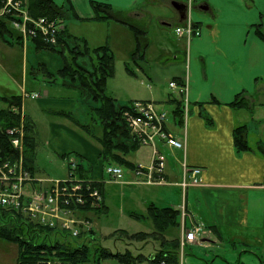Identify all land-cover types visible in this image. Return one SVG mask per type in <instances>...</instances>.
<instances>
[{
	"label": "crops",
	"instance_id": "crops-1",
	"mask_svg": "<svg viewBox=\"0 0 264 264\" xmlns=\"http://www.w3.org/2000/svg\"><path fill=\"white\" fill-rule=\"evenodd\" d=\"M162 1L159 7L166 11V15L163 14V19H156L158 26L174 33L178 39V46L174 50L173 48L167 50L165 54L160 51L159 63L182 65L180 75L170 80L184 83L185 77L189 79L186 93L179 95L177 90L164 83V89L155 85L158 87L157 92L149 99L156 102L159 108L168 111L166 123L168 132L184 142V146L179 148L165 140L157 141L158 148L167 156L165 170L167 183L128 182L136 180L135 165L151 163L154 149L152 145H142L125 154L127 163L123 165L130 170H126L123 181L112 180L105 170L107 163L101 154L102 147L95 135L90 134L94 128L67 111L77 103L84 102L90 106L92 98L84 95L79 86L63 84L62 81L60 84L62 88L74 91L76 97L68 93L66 94L69 97L54 96L47 87L55 84H49L46 78H43V85L46 88L42 92L28 90L27 78L33 76L29 71L27 53L22 63L21 95L22 116H26L33 124L31 142L35 144L37 141L35 137L37 121L28 114L27 100L33 99L40 109L57 106L61 109L57 112L58 115L66 121L51 122L46 145L49 151L53 150L61 157L66 169L68 158L75 157L80 161L85 178L96 180L102 191V208L107 209L104 204V180L116 184L135 185L133 189H139L143 194H138L139 202L130 206L129 210H133L134 214L131 218L152 220L147 217L148 208L152 204L180 211L175 225H171L165 232L168 241L178 239L181 242L179 250L189 248L190 251L195 250L194 252L196 250L214 252L224 249L226 254L232 247L234 251L240 249V253L251 251L245 247L261 245L264 241V155L258 150L259 146L264 147V0H176L189 3L191 7L187 8L186 17L189 16L190 20L201 28V35L192 38L176 35L174 28L183 23L180 13L172 4L174 0ZM54 2L62 10L63 8L67 10L70 24L94 21L93 2L109 4L115 13L128 15L133 23L144 27L146 31L149 30L147 19L160 17L161 14V8L147 7L143 0H54ZM144 7L146 8L143 11ZM136 15L142 16L143 19L137 20ZM67 19L66 30L73 35ZM133 34L131 29L130 38L131 35L134 37ZM147 37L149 38L148 32ZM0 42L3 41L0 39ZM30 45L35 47L32 40L23 42L22 47L27 49ZM142 65L145 69L140 67L141 70L146 72L148 67L143 63ZM152 91L154 92V89ZM26 92H34L38 96L26 97ZM238 95H242L247 104L242 107L232 106ZM0 96L4 95L0 93ZM113 98L120 104L136 100L133 99L135 97L127 96ZM177 107H181L180 114L175 111ZM239 124L246 125L253 150L239 152L236 149L234 129ZM70 125L79 127L80 132ZM65 128L75 137L70 136V139L66 140L59 132V129L66 130ZM53 137H56L54 141ZM25 150L24 144L23 155L28 169L36 177L43 176L35 168L33 157ZM144 154L150 156L148 164L142 163ZM185 164L201 166L203 169L202 184L190 186L192 188L189 187L187 191L180 185L185 173ZM195 188L201 201L207 205L203 206L206 212L204 215L198 212L199 209L194 203L193 205L191 203V190ZM92 213L97 214L96 210H91L79 217L91 220L96 234H101L97 231L100 224L99 216L94 214L92 216ZM201 216H207V220ZM151 222V231L144 232L156 230L155 223L153 220ZM195 222H203L206 228L195 242L190 243L184 238L185 230L192 227ZM212 255L207 254L205 258ZM214 256L218 261L216 256L219 255ZM193 258L188 260V264H192ZM216 259H211L214 264ZM203 260L204 258H201V262ZM206 261L208 260L205 259L202 263ZM179 264H186V259L180 258Z\"/></svg>",
	"mask_w": 264,
	"mask_h": 264
},
{
	"label": "rangeland",
	"instance_id": "rangeland-1",
	"mask_svg": "<svg viewBox=\"0 0 264 264\" xmlns=\"http://www.w3.org/2000/svg\"><path fill=\"white\" fill-rule=\"evenodd\" d=\"M145 1V5L147 7H159L162 0H143ZM143 3V2H142ZM112 7V6H111ZM146 7L142 8L144 11ZM95 12V11H94ZM166 15V11L161 8L160 17L148 18L147 24L149 27L148 35L150 38L149 45L144 52V57L142 61L137 62L135 57V52L137 51V41L135 33L134 37L130 38L131 28L127 24L118 23L112 19L94 20V21H85L82 23H71L70 20L67 19L69 25L70 32L73 33V37L82 38L86 40L89 47L98 48L101 46H107L114 55L113 58V73L107 79L106 84V93L107 95H111L113 97L118 96H127V97H135L133 99L136 100H144L151 98V96L155 95L157 92V88L160 87L164 89L165 85L169 84V80L174 76H178L181 73L182 65H177L173 63H169L167 65H161L159 63L158 55L161 52L164 54L167 53V50H173L178 46V39L175 37V34L170 32L169 30L162 29L158 26L157 20L163 19L164 15ZM123 17L129 19L128 15H124ZM130 16V15H129ZM137 16V15H136ZM137 16V20L143 19L141 16ZM188 18L182 20L183 23H188ZM132 18V17H131ZM157 19V20H156ZM130 20V19H129ZM127 25L129 28H127ZM178 25V26H180ZM167 27V26H165ZM177 27V26H176ZM175 27V28H176ZM174 31L176 33V29ZM179 37V35H177ZM186 37V36H185ZM79 49H84L83 46H79ZM65 51V50H64ZM28 53L29 55V71L32 73V78L28 76L27 78V86L28 90H44L46 87L43 85V78L46 79H54V81L50 83H54V86L50 88L47 87L51 91V94L57 97H67L68 94H72L73 97H76V93L73 91H67L66 88H62L61 81L63 79L60 77L59 69L63 66V54L50 49H37L30 45L29 48L24 49L22 45H8L3 42H0V93L3 95H15L22 94V63L24 62L25 56ZM66 57L71 60V54L69 52H65ZM73 55H75L73 53ZM94 63L97 62V58H94ZM156 60V61H155ZM78 61L82 63L83 58L78 59ZM35 63V64H34ZM93 63V64H94ZM145 64L148 68L144 72L141 70ZM184 65V64H183ZM89 67V66H86ZM141 67V68H140ZM45 68H47L45 70ZM145 69V68H144ZM77 72H81L79 70ZM51 75H50V74ZM50 77V78H49ZM34 79V80H33ZM158 86V87H155ZM154 89V92L152 91ZM39 93V92H38ZM42 94V93H41ZM136 95V96H135ZM69 97V96H68ZM245 100V99H244ZM100 102L91 101V105L88 106L83 102V104L77 103V105H72L71 108L67 111L73 117H79L81 122L86 121L91 126L94 125V129L97 132L100 131L98 126V122L93 118V107L98 106ZM28 114L31 115L37 121V133L36 143L34 144V149H30L28 154L30 157H33L34 165L37 170L40 171V174L45 178H57L61 176L68 175V170L65 166H63V160L61 157L55 153L53 150L49 151V148L46 145V141L48 139V130L50 128L51 122L54 120L62 121L63 117L58 115L57 106H51L48 108H42L36 106V103L33 99H28L26 102ZM52 109V110H51ZM62 117V118H61ZM66 121V120H65ZM70 121H72L70 119ZM74 122V121H73ZM93 124V125H92ZM71 127H75L77 131H79V127L75 125H70ZM66 129V128H65ZM59 132L62 136L66 138V140L70 139V136L75 137L71 132L59 129ZM80 132V131H79ZM94 132H92L93 134ZM39 135V138H38ZM56 137H53L52 141L55 140ZM44 140V143H43ZM24 139V144H25ZM100 145V143L98 142ZM122 149L124 146H120ZM119 150V149H117ZM120 157L124 158L125 155L119 151H116ZM141 155V153L139 154ZM149 157L147 154H144L143 162L148 164ZM109 160L116 159L115 157L110 158ZM119 165H122L120 162H115ZM124 167V165H122ZM125 175L126 170H130L129 168H124ZM37 176L39 175L36 172ZM36 177V176H35ZM135 180H129L128 182L133 183ZM135 183V182H134ZM135 185L116 184L115 182L104 180V188H105V205L107 209L105 210L102 207L99 208H85L81 209L83 213L89 212L91 210H96L97 214L95 216H99V227L97 228L99 233L98 238L101 239L100 242L108 248H110L113 252L126 251L127 248H130L134 254H138L139 252L148 256V258H154L156 253H159L162 248L163 240L161 238L157 240L144 241V240H130L126 238V236L114 234L113 237H110L115 232H124V234H137L141 231H151L152 220H137L133 217V210L130 206L139 202L138 194H143L139 189H133ZM192 188V187H190ZM194 188V187H193ZM196 188L191 190V203L198 208V212L200 214L206 213L204 211L203 206H206L205 202L201 201V198L197 194ZM103 206V203L101 204ZM137 209V208H133ZM105 210V211H104ZM140 211V210H139ZM82 215V214H81ZM202 218L207 220V216H201ZM91 221V220H90ZM92 222V221H91ZM187 231L185 230V233ZM109 237L110 239H107ZM122 237V238H121ZM152 240V241H151ZM167 248H170L167 247ZM246 249H250L251 251H245L240 253V249L234 251V248L230 247L227 253L224 254V249L215 250L214 252H207L206 250H200L196 252L190 251L189 248H181L178 250L177 258L178 262L180 258L182 260L186 259V264H188V260L192 259V264L194 263H202L205 259L211 260L216 259L214 255L218 258L216 259L215 264H227V261H231L234 264H264V241L261 242V245H255L252 247H245ZM169 251V249H167ZM181 253V256L179 254ZM207 254H213L209 258H205ZM17 255H18V245L14 242H10L0 238V264H16L17 263ZM225 257V258H223ZM201 258L204 260L201 262ZM224 261H223V260ZM226 259V260H225ZM149 260V259H148ZM226 261V262H225ZM102 264H122L116 258H107L102 261ZM139 264H149L148 261L139 263ZM174 264V262L170 263Z\"/></svg>",
	"mask_w": 264,
	"mask_h": 264
},
{
	"label": "trees",
	"instance_id": "trees-1",
	"mask_svg": "<svg viewBox=\"0 0 264 264\" xmlns=\"http://www.w3.org/2000/svg\"><path fill=\"white\" fill-rule=\"evenodd\" d=\"M92 5L95 11L93 19H114L130 26L136 35V61H142L144 52L149 45L146 29L123 17L121 13H115L107 3L93 2ZM28 7L33 17L46 16L49 19L57 17L64 20L67 19V10L65 8L62 10L55 4L54 0H28ZM5 18L0 17V39L11 46L22 45L24 42L23 35L18 29L14 28L9 19ZM32 42L37 49H50L63 54V66L59 69L60 77L63 79L62 83L77 85L84 95L91 97L93 101L100 102L97 107L92 108L93 118L98 122L100 131L97 132V130L93 129L92 132H94L93 135H95L102 147L101 154L104 160L107 163L118 161L122 165L127 163L125 157H120L116 154V151L127 155L141 144L123 116V111L129 104L117 103L113 97L105 92L107 79L113 73L114 55L111 50L107 46L89 47L86 40L71 36L66 29L59 34L56 44H49L40 38L32 39ZM80 45L84 49H79ZM65 52H69V55H72L71 60L66 57L67 54ZM80 58H83L82 63L84 65L78 61ZM94 58H97L95 63ZM79 70H82V73L77 72ZM54 79L46 80L52 82ZM50 82L49 84H51ZM244 104H247V102H245L242 95H238L232 106L242 107ZM22 106L23 97L21 94L0 96V151L4 157H9L12 160L18 159L19 153L13 150V134L9 133L8 129L22 124L24 130H26L25 151L34 149V144L31 142L33 124L26 116H22ZM175 111L180 114L182 112L181 107H177ZM87 125L91 126V124ZM91 127L94 128V126ZM234 144L239 152L253 150L245 124H239L234 129ZM120 146H124V148L122 149ZM258 150L264 155L263 146H259ZM108 157H115L116 159L109 160ZM75 160L78 164L76 174L85 177L80 161L77 158ZM148 214L149 216L147 217L152 218L156 230L152 232L141 231L134 235L124 234V232L119 231L113 233L110 237L113 238L114 234H120L130 240L144 241L161 238L163 240L161 246L164 248L159 253H156L154 258H148L147 255L141 252L134 254L130 248H127L124 252H113L110 248L101 244L94 231L91 234L93 238L90 243H88L89 240L83 241L76 237L69 239V236L63 231H57L54 228L34 223L23 215L9 212L2 207H0V238L18 245L17 264H37L39 259L50 256L59 257L66 264H102V261L107 258H116L122 264H139L145 261H148L149 264H170L172 262L179 264L176 252L179 250L181 242L178 239L168 241V238L165 237V232L171 225H175L174 223L177 222L180 211L172 207L162 208L152 204L148 208ZM169 246L170 248H167ZM202 264L214 263L212 260H208Z\"/></svg>",
	"mask_w": 264,
	"mask_h": 264
},
{
	"label": "built area",
	"instance_id": "built-area-1",
	"mask_svg": "<svg viewBox=\"0 0 264 264\" xmlns=\"http://www.w3.org/2000/svg\"><path fill=\"white\" fill-rule=\"evenodd\" d=\"M191 1V0H189ZM0 15H11L12 25L24 38L29 35L41 34L43 41L56 44L58 36L64 30L62 18L49 19L46 16L33 17L24 6V0H0ZM177 35L192 38L201 35L200 26L190 19L188 23L177 26ZM180 83L170 81V87L179 95L188 90V77ZM26 96H38L37 93H25ZM186 104L188 97L185 98ZM123 116L141 145H152L153 158L149 165L139 164L135 167V183L149 184L167 183L165 176L166 155L158 148L157 141L165 140L168 144L183 147L184 142L176 138L166 128L168 111L160 109L150 101L136 100L123 111ZM13 134V150L20 154L19 159H0V207L9 212H16L28 220L63 231L70 238H77L82 230H90L91 223L81 218L77 210L87 207H98L102 202V192L97 181L76 174L78 168L75 158L68 160V175L62 178L35 177L22 158L24 151V126L8 129ZM185 173L180 182L184 191L190 186L202 184L201 166L184 165ZM106 172L114 180L124 178V169L120 165L109 164ZM202 222H196L185 233V240L193 243L205 231ZM38 264H65L59 261L44 260Z\"/></svg>",
	"mask_w": 264,
	"mask_h": 264
},
{
	"label": "bare ground",
	"instance_id": "bare-ground-1",
	"mask_svg": "<svg viewBox=\"0 0 264 264\" xmlns=\"http://www.w3.org/2000/svg\"><path fill=\"white\" fill-rule=\"evenodd\" d=\"M24 6H25V8L28 10V12L30 13V11H29V7H28V0H24ZM0 17H6L5 19H9L10 20V23L12 22V16L11 15H0ZM35 38H40V39H42V37H41V34L40 33H38L37 35H29V36H27L26 38H23V40H24V42H26V41H30V40H32V39H35ZM43 40V39H42ZM19 156H20V154H19ZM22 158H23V160H24V155L22 154ZM0 159L1 160H5V159H11V158H9V157H4L2 154H1V151H0ZM18 159H19V157H18ZM12 160V159H11ZM17 160V159H16ZM12 161H15V160H12ZM48 259H50V260H54V261H59L60 260V258L59 257H56V256H50V257H44V258H41V259H39L38 260V262H44V260H48ZM38 264V263H37Z\"/></svg>",
	"mask_w": 264,
	"mask_h": 264
},
{
	"label": "water",
	"instance_id": "water-1",
	"mask_svg": "<svg viewBox=\"0 0 264 264\" xmlns=\"http://www.w3.org/2000/svg\"><path fill=\"white\" fill-rule=\"evenodd\" d=\"M173 6L178 10L181 16V20H184L186 18V12H187V4L180 1H172Z\"/></svg>",
	"mask_w": 264,
	"mask_h": 264
}]
</instances>
